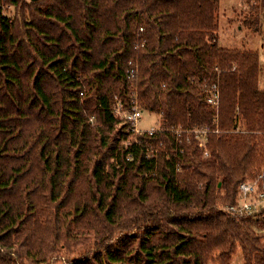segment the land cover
<instances>
[{"label":"trees","instance_id":"16d2710c","mask_svg":"<svg viewBox=\"0 0 264 264\" xmlns=\"http://www.w3.org/2000/svg\"><path fill=\"white\" fill-rule=\"evenodd\" d=\"M219 8L0 0V264H230L239 247L244 264H264V208L224 210L264 166L260 56L220 47ZM251 11L258 33L264 0ZM131 60L141 109L164 128L139 142L126 119ZM213 83L218 114L202 89ZM172 127L208 130V156Z\"/></svg>","mask_w":264,"mask_h":264},{"label":"built area","instance_id":"2783aa9c","mask_svg":"<svg viewBox=\"0 0 264 264\" xmlns=\"http://www.w3.org/2000/svg\"><path fill=\"white\" fill-rule=\"evenodd\" d=\"M141 33H144L143 29L139 30V35ZM144 46L145 40L140 39L137 48H142ZM139 71L140 67L138 61L131 60L128 64L126 74L129 83L128 92L132 105L126 114V119L130 123V130L132 132L134 142H139V138L141 136H153L154 134L162 130L161 126L160 128L151 127L149 130H142L140 128V122L144 112L141 109L138 90ZM202 89L206 94L208 104L218 114L221 100V90L219 83H213L210 85L203 84ZM113 112L117 118H124L120 102H117L113 106ZM191 131L196 133L198 138L201 139L199 146L205 149V154L208 155V152L206 151V138L209 131L206 129H195ZM168 132L176 138L177 142H181L185 133L188 134V131L182 129L181 127H172L168 130ZM202 140L204 141L202 142ZM147 151L148 154L151 156L152 154L156 153L158 149L148 144ZM261 208H264V168L255 178L244 181L240 184L238 193V204L236 206L225 208L224 210L239 217H251L259 213Z\"/></svg>","mask_w":264,"mask_h":264},{"label":"rangeland","instance_id":"374dc122","mask_svg":"<svg viewBox=\"0 0 264 264\" xmlns=\"http://www.w3.org/2000/svg\"><path fill=\"white\" fill-rule=\"evenodd\" d=\"M22 1L26 3L32 2V0H22ZM219 1H220V8H219L220 10H219V15H218L219 16L218 37H219L220 47L225 48V49L248 50V51L257 52L260 56L261 64L264 65V49H262V46H261L262 42H261V39L258 37L260 34H258L259 32L258 33L255 32L252 29L253 27H249V25H247L245 21L246 18L247 19L250 18V15L252 13L251 6H254L255 8H259L261 6L262 0L254 1L251 4H248V2L244 0H219ZM4 10H5V13H10L11 8H6ZM262 17H264V11L262 12ZM263 23H264V20L262 21L261 28L263 26ZM260 80H261V74H260ZM259 85H260V82H259ZM161 121L162 119L160 116L156 114H151L149 112H144V114L142 115L141 122H140V128L142 130H149L151 127L160 128L161 126L162 128L161 131H163L164 128L162 126ZM216 132H219V131L217 130ZM190 134L197 135L196 133L192 131H188V135ZM200 141L201 139H199V142ZM203 141L204 140H202V142ZM177 143L181 145L183 143V140ZM153 147L158 149L157 152L165 150L162 143L158 144L157 147L155 146ZM204 156L207 157L208 155L204 153ZM73 232L74 231H72V233ZM72 235L76 236V234L74 233ZM261 236H262L261 243L264 245V233ZM119 237L120 236H118L116 239H118ZM69 242L74 247L79 243V240L69 239ZM77 250H78L77 248H72L69 251L68 256L70 258H75L76 257L75 253ZM63 256L65 255L61 254V256L59 257L61 261L66 260V257H63ZM208 264H220V263L218 260H216V261H210ZM230 264H244L243 252L240 247L237 248V250L233 254Z\"/></svg>","mask_w":264,"mask_h":264},{"label":"crops","instance_id":"0c3cea01","mask_svg":"<svg viewBox=\"0 0 264 264\" xmlns=\"http://www.w3.org/2000/svg\"><path fill=\"white\" fill-rule=\"evenodd\" d=\"M264 20V17L261 18V25H262V21ZM260 34L258 37L261 39V46H262V49H264V23H263V26L261 28V31L258 33ZM242 51H246V50H242ZM248 51V50H247ZM260 66H261V80H260V88L262 90H264V65L261 64V61H260ZM263 74V75H262Z\"/></svg>","mask_w":264,"mask_h":264}]
</instances>
